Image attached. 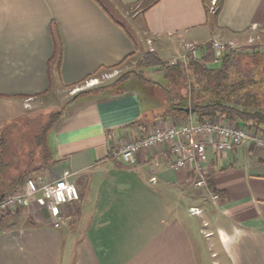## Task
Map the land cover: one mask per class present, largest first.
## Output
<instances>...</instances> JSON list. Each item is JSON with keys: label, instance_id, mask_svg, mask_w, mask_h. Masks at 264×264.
<instances>
[{"label": "crops", "instance_id": "crops-1", "mask_svg": "<svg viewBox=\"0 0 264 264\" xmlns=\"http://www.w3.org/2000/svg\"><path fill=\"white\" fill-rule=\"evenodd\" d=\"M211 1L0 0V118L17 100L72 87L141 51L170 62L264 30V0H222L215 19ZM134 83L60 112L47 164L34 175L41 185L47 173L71 172L81 199L64 208L60 229L43 216L42 195L17 208L0 232V264H264V151L246 145L222 157L209 145L203 188L189 167H172L166 145L125 164L113 152L127 142L197 123L193 113L174 117L182 114L162 87Z\"/></svg>", "mask_w": 264, "mask_h": 264}, {"label": "trees", "instance_id": "trees-1", "mask_svg": "<svg viewBox=\"0 0 264 264\" xmlns=\"http://www.w3.org/2000/svg\"><path fill=\"white\" fill-rule=\"evenodd\" d=\"M222 5V0H218L217 11L212 14L214 19L221 11ZM56 40L58 41L55 35V42ZM57 50V54L61 55L60 50ZM198 50L200 52L197 56L187 55L185 62L176 65H169L154 52H148L144 57L142 66L145 69L164 71L170 80L184 75L189 81L186 91L178 94L177 98L173 96L171 89L166 90L170 100V110L179 112L185 117L193 111L198 124L222 119L232 126L239 125L256 135L264 136V79L258 80L256 71L249 70L244 73L238 70L233 60L241 52L236 49L227 46L220 58L216 57L212 42L198 47ZM217 64L220 66L217 67ZM186 70L190 74L188 77L185 75ZM99 74L91 75L72 87L83 84ZM59 117L60 113L50 118L34 136V143L26 141L15 144V141L13 144V141L10 142L8 139L10 133L2 131L0 134V199L21 190L28 177L47 164L50 154L48 137ZM22 145L25 148L23 154L20 149ZM210 188L212 189L211 185ZM20 212L22 211L17 209L14 213L10 211L0 213V224L5 219L9 221V217L18 216ZM2 229L3 227L0 228V232Z\"/></svg>", "mask_w": 264, "mask_h": 264}, {"label": "built area", "instance_id": "built-area-1", "mask_svg": "<svg viewBox=\"0 0 264 264\" xmlns=\"http://www.w3.org/2000/svg\"><path fill=\"white\" fill-rule=\"evenodd\" d=\"M211 3L213 11L218 0H212ZM212 43L216 57L220 58L225 52L226 45L218 41ZM192 55L196 56L195 52ZM186 58L183 60L186 61ZM176 64L177 62H172V65ZM164 145L169 147L175 157L172 167L175 170L189 167L197 178L195 186L203 188L208 187L204 164L209 145L213 146L222 157L246 145L253 146L257 151H264V136L256 135L239 125L232 126L222 119L203 124L190 122L186 126L176 127L171 125L150 132L141 140L127 142L113 154L121 158L125 164L136 166L138 157L142 152ZM72 177L71 172L65 171L53 181L41 185L30 179L25 183L22 190L7 195L0 200V213L17 209L25 205L29 199L42 195L43 200L46 202L45 207L51 224L55 229H60L67 222L64 208L81 199L79 189L71 180ZM218 198L217 194L213 195V199ZM191 212L199 214L197 209H192Z\"/></svg>", "mask_w": 264, "mask_h": 264}, {"label": "rangeland", "instance_id": "rangeland-1", "mask_svg": "<svg viewBox=\"0 0 264 264\" xmlns=\"http://www.w3.org/2000/svg\"><path fill=\"white\" fill-rule=\"evenodd\" d=\"M215 11H217V5L214 7L213 11L211 9V13L214 14ZM126 26L135 36L136 32L132 30V27L128 25ZM246 37L249 39H246V43L243 42L240 45H224L241 52V54H239L233 60V63L238 68V70L244 73L249 70L253 72L256 71V78L258 80L264 79V30L251 31ZM148 47L152 46L148 45ZM191 49L192 48H189V50H187L189 52L185 55H182L180 58L168 62L169 65H172V62H185L183 59L189 53H191ZM144 53L145 51H141L135 56L128 58L117 69L109 70L106 73H101L98 76L93 77L92 79H89L83 84L77 85L75 87H59L58 89L51 91V93L45 97L17 100L18 102H15L17 104L5 108V111L0 118V134L2 131L5 133L9 132L10 134L8 139H10V142L13 141V144L15 141V144H20L21 142L26 141L34 143V136L40 132V130L48 123L51 117L66 110L68 105L74 99L90 96L92 93L101 88H128L127 86L131 87V85H135L134 82H140L142 85H145V83L148 81V83H152V86L162 87L165 94H168L166 90L171 89L173 96L176 98L178 97V94L184 93L186 91L189 81L186 80L184 75H181L175 80H170L164 71L160 72L156 69H145L142 66ZM216 66L218 67L220 65L217 64ZM185 75L186 77L190 75L187 70ZM135 87L139 86L135 85ZM175 117L177 120L187 119L185 115H182V117L176 115ZM20 149L21 153L23 154V152H25L24 145H22ZM30 179L38 182L39 178L35 175H31L28 177V180ZM43 180L44 182L41 183H49L53 181L48 173ZM35 199L36 197L29 199L27 203L23 205L24 208H26L28 203H31ZM37 204L43 208V216L46 215V202L44 200H40ZM20 209H22V207ZM38 212L40 213V211ZM7 222V219L3 220L2 224H0V228H4L6 225L3 226V224Z\"/></svg>", "mask_w": 264, "mask_h": 264}, {"label": "water", "instance_id": "water-1", "mask_svg": "<svg viewBox=\"0 0 264 264\" xmlns=\"http://www.w3.org/2000/svg\"><path fill=\"white\" fill-rule=\"evenodd\" d=\"M188 113H189V112H188ZM190 113H194V112L192 111V112H190ZM3 198H4V196H3L1 199H3ZM1 199H0V200H1Z\"/></svg>", "mask_w": 264, "mask_h": 264}]
</instances>
